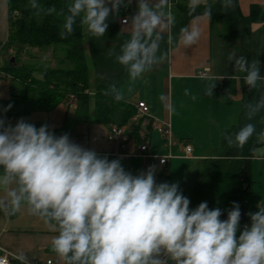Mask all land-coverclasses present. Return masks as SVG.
<instances>
[{
    "label": "clouds",
    "instance_id": "obj_1",
    "mask_svg": "<svg viewBox=\"0 0 264 264\" xmlns=\"http://www.w3.org/2000/svg\"><path fill=\"white\" fill-rule=\"evenodd\" d=\"M132 2L72 0L66 15L63 9L44 8L37 0H30L29 7L37 15H63L61 39L73 34L78 18L93 37L102 38L109 17L119 16L121 8ZM136 3V12L124 19L121 30H130V38L115 57L133 82L163 59L164 54L158 53L164 33L175 25L169 0ZM201 5L202 15L211 19L212 7L206 0H188V14H195ZM223 6L231 7L232 0H223ZM200 37L199 26H185L180 29L178 43L188 48ZM172 43L173 36L168 35L167 44ZM227 60L234 73L245 74L243 82L250 92L264 90L258 59L249 61L233 52ZM214 87V82L205 87L204 95L212 97ZM105 95L116 101L124 98L115 84ZM11 107L9 104L4 111ZM244 108L251 121L264 111V94ZM223 135L229 147L238 149L255 136L257 146L251 151L264 158V129L257 132L255 124L246 123L234 134ZM0 169V191L5 194L0 198V211L14 216L26 207L30 215L48 224L56 233L50 241L51 250L63 264H264V207L248 213L250 226L239 231L237 202L227 210L226 220L221 219L220 208L209 209L207 202L191 209L177 183L156 182V166L133 175L119 159L109 160L85 149L68 134L56 136L47 124L37 128L20 119L12 126L0 118ZM15 259L19 264H31L23 252Z\"/></svg>",
    "mask_w": 264,
    "mask_h": 264
},
{
    "label": "crops",
    "instance_id": "obj_2",
    "mask_svg": "<svg viewBox=\"0 0 264 264\" xmlns=\"http://www.w3.org/2000/svg\"><path fill=\"white\" fill-rule=\"evenodd\" d=\"M169 3L174 13L171 0ZM252 4H259L264 9V0H239L244 15L250 13ZM124 9L126 18L132 16L137 10L136 0ZM193 25L199 26L201 30L197 44L184 48L178 43L182 27L175 29L172 27L170 32L164 33L173 36V43L168 44L163 59L137 81L128 79L119 88L123 92V102L137 107L139 101H144L148 105L152 117L151 131L147 129L146 123L141 127L140 134L143 136L150 133L149 152L153 155L158 157L166 155L170 149L167 140L155 130L153 124L170 123L171 149L175 157L170 158L166 164L155 163L156 180L159 174L164 172L176 183L193 171L194 165L200 164L203 158L216 154L221 146L223 130L235 125L242 111L239 81L245 74L234 73L233 64L227 60L228 55L233 52L241 56L240 43L223 38L217 28L218 25L213 26L210 19L204 15L191 19L185 26ZM118 27L120 30L124 27L121 18L118 20ZM8 30V3L7 0H0V118L5 120L6 125L14 126L18 120L24 119L37 128L47 124L49 130L53 132L69 123L63 134H68L72 142L85 149L94 150L100 156H107L109 160L119 159L125 170L133 175H138L143 170L146 172L148 160L145 157L141 155L122 157V153L136 150L139 143H136L134 138L126 142L124 148L120 147L116 141L108 139L109 126L92 118L79 119L77 107L69 102V98L60 102L51 111L34 109L29 113H14L18 107H23L22 104L4 111V102L10 101L14 95L22 92V88L4 69L8 55L1 47L8 37ZM122 32L130 33V30ZM250 42V61L253 58L260 61V74L264 76V19L253 24ZM202 76L210 79H201ZM221 76L224 78L215 81ZM228 77L237 79V84L234 93L226 94L220 88L223 80ZM213 82L215 87L212 97L205 96V87ZM186 89L188 95H185ZM192 96H196V99L193 100ZM124 127L129 131L128 126ZM186 144L192 148L189 155H185ZM255 158L257 157L254 155L252 163ZM183 181L185 180L177 184ZM4 195L0 191V198ZM54 235L56 233L52 228L39 217L30 215L26 207H22L14 216H6L0 211V247L15 255L23 252L30 261L53 259L57 264H63L51 250L50 241Z\"/></svg>",
    "mask_w": 264,
    "mask_h": 264
},
{
    "label": "trees",
    "instance_id": "obj_3",
    "mask_svg": "<svg viewBox=\"0 0 264 264\" xmlns=\"http://www.w3.org/2000/svg\"><path fill=\"white\" fill-rule=\"evenodd\" d=\"M44 8L55 6L57 12L61 9L67 14V5L72 0H37ZM174 7L175 25L181 28L188 22L202 15L204 6L201 5L193 15L188 14V0H171ZM8 3V37L2 43V50L14 61L6 62L5 72L12 75L16 83L22 88V92L14 95L10 101L4 102L5 108L22 104L14 113H29L34 109L44 111L53 110L60 102L68 99L70 94H76V107L79 119L92 118L106 126L117 125L124 127L130 125L128 135L134 138L136 143H143L150 133L141 136L142 117L134 121L137 107L127 104L122 100L116 101L112 95H105L110 86L115 84L119 89L121 84L128 80V73L124 66L116 61V55L120 53L121 45L130 38L131 33L122 32L118 27L119 18H125L126 9L120 10L119 16H110L108 30L104 37L95 38L87 30L86 25H81L79 18L74 25L73 34L66 39H61L63 30V15H37L36 11L29 7L30 0H7ZM212 7L210 19L213 26H217L223 38L236 40L241 46V56L250 61V39L252 26L264 19V9L259 4H252L250 13L244 15L240 9L239 0H232V6L225 8L223 0H206ZM180 20V22L177 21ZM167 35L161 43V51L164 54L168 49ZM85 44L88 45L86 51ZM32 49H51L59 64L57 67L37 65L35 63L14 64L20 61L26 53L31 55ZM87 56L91 59L94 69L107 75L98 78L95 86V105L90 110L89 66ZM34 71L41 72V79L34 76ZM241 88L242 111L239 121L222 132V142L219 150L211 157L203 158L199 168L190 179L179 183V190L190 200V208L195 209L201 202H207L209 209L220 208L221 211L231 209L233 202L245 204L247 219L244 221L250 226L248 213L258 211V207H264V202L258 203L253 196L252 158L251 149L256 145L255 136L251 138L243 149L229 147L224 139V133L234 134L246 123L256 125L257 132L264 129V111L258 113L251 121L245 115L244 106L257 99L262 91H249L243 78L239 81ZM237 79L225 78L221 84L222 92L229 94L236 90ZM10 110V109H9ZM8 110V111H9ZM13 113V112H12ZM149 120V118H148ZM53 131L56 135H62L68 128ZM152 120L147 122V129L151 131ZM157 183L167 182L171 184L169 174L160 173ZM222 220H225L223 215Z\"/></svg>",
    "mask_w": 264,
    "mask_h": 264
},
{
    "label": "built area",
    "instance_id": "obj_4",
    "mask_svg": "<svg viewBox=\"0 0 264 264\" xmlns=\"http://www.w3.org/2000/svg\"><path fill=\"white\" fill-rule=\"evenodd\" d=\"M125 18L121 19L122 23ZM204 74L205 73H203V75ZM76 100L77 98L75 96H71L69 98V102L72 104H75ZM143 116L148 117L149 119L152 118L149 112L148 105L144 101H139L137 104V113L133 117V120L136 121L138 118L143 117ZM153 125H154L155 130H157L160 134H162V136L167 140V145L170 149L168 150V153L166 155L158 157L150 153L149 152L150 143L148 139L144 140L143 143L138 144L135 151H132L129 153H122V157H125V158L132 156V155H141L145 157L148 160L146 167H145L146 171L148 170L149 166H153V165L155 166L156 162H159L160 164H166L170 158L175 157V154L171 149L172 136H171V130H170V123L168 122L159 123L158 122V123H154ZM107 136H108V139L116 141L122 148L125 147L126 142H128L129 140H132V138L128 135V131L126 130L125 127H120L115 124L109 126ZM191 151H192L191 146L189 144H186L185 145V155H189ZM118 155H121V154L118 153ZM162 160L164 161L163 163H161ZM246 225L248 224L245 222L240 223L239 231H243ZM239 231H238V235H239ZM15 256L16 255L14 253L0 247V264H18L19 261L15 259ZM31 264H57V263L53 259H47L46 261L33 260L31 261Z\"/></svg>",
    "mask_w": 264,
    "mask_h": 264
},
{
    "label": "rangeland",
    "instance_id": "obj_5",
    "mask_svg": "<svg viewBox=\"0 0 264 264\" xmlns=\"http://www.w3.org/2000/svg\"><path fill=\"white\" fill-rule=\"evenodd\" d=\"M177 21L180 22L179 19H177ZM85 47H86V51H88V45L87 44H85ZM31 52H32L31 55L25 53L22 56L21 60L14 62V64L21 66L22 63L26 62V63H31V64L35 63L37 65H43L44 64L48 67H57L59 65L57 63V59L53 55V52L51 49H46V50L32 49ZM12 57H14V56H12ZM12 57L8 56L7 59L11 60ZM10 60H7L6 62L11 63ZM87 62H88V66H89V88L87 90V93L90 96V102H89L90 110H93L94 105H95V96H96V92H95L96 82H97L98 78H104V76H106L107 74L103 73L100 70L94 69L89 56H87ZM34 76L36 78L41 79V72L40 71H36V72L34 71ZM12 79L14 80L13 76H12ZM15 80H17V79H15ZM71 96L76 97V94L75 93L70 94L68 98H70ZM142 118L143 119L141 122V127L149 121L148 117L143 116ZM139 119L140 118H138L136 121H138ZM127 126L130 128V125H127ZM194 166H195L194 170L191 171L190 173H188V175H185L184 177H182V179H180V181L190 179L192 177V175L196 171V169L199 168V164L198 165L195 164ZM140 168L142 171L141 165H140ZM143 172H144V170H143ZM252 175H253L252 178L254 181L253 196L258 203L264 202V160L262 161V160L257 159V158H255L253 160ZM170 181H171V183L175 182V181H173V179H171ZM180 181H177V182H180Z\"/></svg>",
    "mask_w": 264,
    "mask_h": 264
},
{
    "label": "water",
    "instance_id": "obj_6",
    "mask_svg": "<svg viewBox=\"0 0 264 264\" xmlns=\"http://www.w3.org/2000/svg\"><path fill=\"white\" fill-rule=\"evenodd\" d=\"M11 61H14V57L11 58ZM240 211H241V219H240V223L244 222L247 219V210L245 208V204L240 205ZM222 215L224 217V219H227V212L223 211Z\"/></svg>",
    "mask_w": 264,
    "mask_h": 264
}]
</instances>
